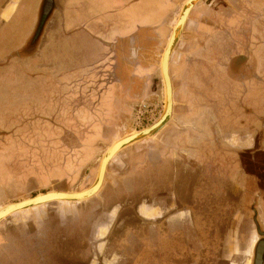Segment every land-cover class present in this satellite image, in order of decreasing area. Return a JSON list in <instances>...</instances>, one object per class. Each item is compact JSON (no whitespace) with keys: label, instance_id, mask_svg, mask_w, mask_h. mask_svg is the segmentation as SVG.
Wrapping results in <instances>:
<instances>
[{"label":"crops","instance_id":"crops-1","mask_svg":"<svg viewBox=\"0 0 264 264\" xmlns=\"http://www.w3.org/2000/svg\"><path fill=\"white\" fill-rule=\"evenodd\" d=\"M9 1L2 0L0 4V33L3 36L6 35L5 24L16 16L19 3L23 0ZM207 1L200 0L193 6L183 28L184 30L190 22L195 23L194 38H197L199 48H196V43L189 48L190 51L196 48L194 51L199 54L195 61L190 58L186 65L187 75L185 82L183 80L186 91L179 103L181 108L177 110L174 108L173 89L170 155L165 160H170L168 194L171 198L178 199L174 201L181 207L176 212L179 218L192 213V202L200 191L198 179L208 180L205 178L218 173L222 177L223 165L227 166V173L233 175L234 162L236 168L238 166L233 150L261 145L259 133L263 127L261 118L264 116V89L259 96L253 94L258 100H246L242 96L239 102L237 100L233 103L235 98L229 93L218 96L209 94L213 83H210V77L206 74L209 67L222 69L235 64L238 68V63L242 60L241 63L245 64L240 65L242 67L256 64L258 75L253 81V88L264 83V59L258 49L259 46L264 47V19L254 20L249 15L254 11H264V0ZM185 2L186 0H26L29 8L25 10L26 20L21 39L19 38L17 46L5 51L12 54L9 52H16L30 43L38 31L36 29L40 20L44 21L37 36L39 47L36 50L40 52L42 60L39 65H32L38 75H29L38 78L29 79V83L36 86L29 92L31 94L36 91L37 98L29 100L27 110L21 116L24 117L23 127L26 124L31 130H39V142L42 146L38 148L39 153L43 148H50L57 150V154L45 158L49 159L45 162L48 165L43 168L47 174L41 177L42 181L33 180L37 184H27L19 193L13 191V182L6 183L12 181L13 177L0 185V208L16 202L14 199L21 197L22 199L17 200L19 201L29 198L24 197L25 195L31 197L32 191L35 192L34 196L50 190L65 191L62 187L59 189L57 183L62 184L66 177L73 176L77 171L68 166L93 164L98 150L106 147L104 142L108 140L109 134L120 131L134 107L151 99L157 74L161 76L162 46L166 44ZM209 20L214 24V29H220L221 35L202 29L207 26L204 21ZM209 28L210 26L206 29ZM214 37L221 38V41L216 46H208L207 42ZM222 53L227 64L219 62V54ZM193 63L198 69L196 74L191 75ZM171 64L170 56L169 72ZM192 77L196 79L193 81ZM170 78L172 82L171 74ZM250 100L254 101V106L260 112L256 108H243L244 111L240 113L239 106L243 107ZM235 104L242 116L240 123L243 126H233L230 108L234 110ZM128 109L131 110L130 115L127 113ZM243 112L250 115V118L244 117ZM244 121L252 124L245 127ZM240 135L243 136L241 139ZM41 169L38 166L37 172ZM215 177L217 178L216 175ZM181 197L187 198L189 202L179 199ZM25 211L13 215L23 216ZM196 224L193 220L182 221L178 229L183 234V228L195 232ZM20 225V231L25 234V224ZM6 231L7 229L1 230L0 235H6ZM171 233L174 232L170 230ZM195 234L198 235L197 231ZM201 238L199 237V242L203 243ZM3 245L7 246L4 238L0 247ZM221 250L242 254L239 244L229 248L222 245ZM195 256L185 257L178 252L177 259L206 260L205 257L200 258V255ZM247 256L249 258L243 264H252L251 253H247ZM220 259L226 260L225 257ZM229 260L233 264L234 261Z\"/></svg>","mask_w":264,"mask_h":264},{"label":"rangeland","instance_id":"rangeland-1","mask_svg":"<svg viewBox=\"0 0 264 264\" xmlns=\"http://www.w3.org/2000/svg\"><path fill=\"white\" fill-rule=\"evenodd\" d=\"M28 8L26 0L21 1L16 16L4 26L6 35L0 33V185L13 177L6 183L13 182V191L18 193L27 184H37L33 180L46 176L43 168L48 165L45 162L49 159L45 158L57 154V150L50 148H43L39 153L38 148L42 147L39 130H31L26 124L22 126L24 117L21 113L27 110L29 100L37 98L36 91L29 92L36 88L32 82L29 83V79L38 80L30 77L38 75L34 67L42 60L40 52L36 51L38 38L33 37L24 47L9 52L12 54L5 51L17 46L21 39L26 20L24 14ZM249 15L254 20L264 19V11H254ZM41 24L44 21L40 20L36 30L41 28ZM204 25L207 26L201 27L203 30L221 35L220 29H214L210 20L204 21ZM208 26L210 28L206 29ZM195 27V23L190 22L171 54L175 110L181 108L179 103L186 91L183 83L187 75L186 65L190 58L195 61L199 54L194 51L199 48L197 38H194ZM218 41L221 38L214 37L207 45L216 46ZM194 44L196 48L190 51V45ZM258 49L264 59V47L259 46ZM219 58V62L227 64L223 53L219 54ZM241 62L238 68L235 64L230 68H208L206 76L213 83V89L209 91L211 96L229 93L235 98L233 103L239 102L242 96L246 100H258L253 94H262L264 83L253 88V81L258 75L256 64L242 67L240 65L245 64ZM197 69L194 66L191 75L196 74ZM157 75L151 99L134 107L131 115L128 109L130 116L127 121L120 131L109 134L110 138L104 142L106 147L98 150L93 164L68 166L77 171L73 176L66 177L62 184L58 182V188L81 191L90 187L107 147L120 137L150 126L159 118L164 106V90L162 78ZM195 79L192 77L193 81ZM250 101L253 105L244 101V106H239L240 113L251 108L260 112L254 101ZM239 110L237 104L234 110L230 108L233 126H243ZM246 114L242 113L249 119L250 115ZM253 118L256 120V116ZM170 120L153 136L125 147L112 158L103 185L94 197L82 202L49 203L27 210L22 213L23 216L11 215L1 221L0 231L7 229V233L0 235V243L4 238L7 246L0 247V264H230L229 259L235 262L233 264H243L249 258L247 253H251L252 260L258 241H264V116L259 133L261 145L233 150L238 159L237 168L235 162L233 165V175L227 173V166L223 165L222 177L218 173L205 178L208 180L198 179L199 195L192 202V213L184 218L176 214L181 208L178 199L168 194L170 160L165 158L170 155ZM244 123L245 127L252 124L248 121ZM242 137L240 135L239 139ZM38 166L42 167L39 172ZM34 194L32 191L31 195ZM24 197L30 198L28 195ZM179 199L189 202L185 197ZM192 220L197 223L195 232L198 235L194 230L183 228L184 237L178 228L182 221ZM23 223L27 236L19 229ZM170 230L174 233L170 234ZM198 236L202 237L203 243L199 242ZM202 244L206 249L203 250ZM236 244H239L241 255L221 250L222 245L229 248ZM178 252L185 257L200 255L206 260L177 259ZM221 257L226 260H221Z\"/></svg>","mask_w":264,"mask_h":264},{"label":"water","instance_id":"water-1","mask_svg":"<svg viewBox=\"0 0 264 264\" xmlns=\"http://www.w3.org/2000/svg\"><path fill=\"white\" fill-rule=\"evenodd\" d=\"M199 1L200 0H186L161 54L160 73L164 90V106L159 118L150 126L139 131H134L130 135L113 142L100 159L96 178L90 187L81 191H48L30 198L6 204L0 208V222L15 213L49 203L82 202L94 197L103 185L107 166L112 158L125 147L153 136L164 127L168 120L171 119L173 109V87L169 74L170 56L181 36L191 9Z\"/></svg>","mask_w":264,"mask_h":264},{"label":"flooded vegetation","instance_id":"flooded-vegetation-1","mask_svg":"<svg viewBox=\"0 0 264 264\" xmlns=\"http://www.w3.org/2000/svg\"><path fill=\"white\" fill-rule=\"evenodd\" d=\"M264 263V241H258L254 251V257L252 256V264Z\"/></svg>","mask_w":264,"mask_h":264},{"label":"trees","instance_id":"trees-1","mask_svg":"<svg viewBox=\"0 0 264 264\" xmlns=\"http://www.w3.org/2000/svg\"><path fill=\"white\" fill-rule=\"evenodd\" d=\"M38 34H39V30L37 31V33H36V35H35L34 37H37V36H38Z\"/></svg>","mask_w":264,"mask_h":264},{"label":"bare ground","instance_id":"bare-ground-1","mask_svg":"<svg viewBox=\"0 0 264 264\" xmlns=\"http://www.w3.org/2000/svg\"><path fill=\"white\" fill-rule=\"evenodd\" d=\"M169 73H170V72H169ZM128 135H129V134H128ZM128 135H127V136H128Z\"/></svg>","mask_w":264,"mask_h":264}]
</instances>
